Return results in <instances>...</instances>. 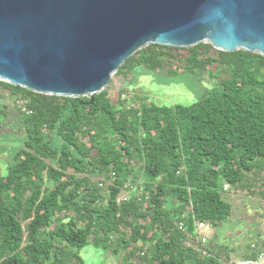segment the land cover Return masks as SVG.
Returning <instances> with one entry per match:
<instances>
[{"label": "trees", "instance_id": "trees-1", "mask_svg": "<svg viewBox=\"0 0 264 264\" xmlns=\"http://www.w3.org/2000/svg\"><path fill=\"white\" fill-rule=\"evenodd\" d=\"M187 49L177 59L172 52L185 49L150 45L115 75L158 71L175 60L195 75L221 68L226 76L191 105L142 98L127 107L121 98L112 102L107 89L90 104L0 81L26 133L0 178V264H86L88 246L121 264H225L222 246L196 243L195 223L228 221L236 195L264 201V56L213 54L209 44ZM123 190L126 202L118 201ZM231 260L226 264H236Z\"/></svg>", "mask_w": 264, "mask_h": 264}, {"label": "water", "instance_id": "water-1", "mask_svg": "<svg viewBox=\"0 0 264 264\" xmlns=\"http://www.w3.org/2000/svg\"><path fill=\"white\" fill-rule=\"evenodd\" d=\"M209 44L264 56V0H0V81L89 98L138 51Z\"/></svg>", "mask_w": 264, "mask_h": 264}, {"label": "rangeland", "instance_id": "rangeland-1", "mask_svg": "<svg viewBox=\"0 0 264 264\" xmlns=\"http://www.w3.org/2000/svg\"><path fill=\"white\" fill-rule=\"evenodd\" d=\"M187 50L174 51L172 54L177 59L181 56L184 59L190 53ZM215 50L211 52L214 54ZM170 67L180 74L173 75L168 72ZM184 67L182 62L176 60L173 65L158 71L135 67L125 75H114L106 89L112 102L117 104L121 98L127 107L137 106L138 100L142 98L147 103L157 105H191L217 85L220 78L226 76L221 68L213 65H209L204 72H198L196 75L189 73ZM13 102L12 94L3 90L0 92V178L7 175L9 167L14 163L15 153L24 146L26 139L19 111L13 106ZM230 202L237 212H234L228 221L216 227L217 239L213 237L214 231L207 234L212 243L222 245L217 254L225 264L228 263L230 249L236 248L239 242L241 251L239 250L238 257L234 259L237 262L248 255L247 248L251 245L257 244L264 248V201L258 195L247 193L232 197ZM81 256L86 264L122 262L120 257L98 251L93 246L86 247ZM261 264H264V260Z\"/></svg>", "mask_w": 264, "mask_h": 264}, {"label": "built area", "instance_id": "built-area-1", "mask_svg": "<svg viewBox=\"0 0 264 264\" xmlns=\"http://www.w3.org/2000/svg\"><path fill=\"white\" fill-rule=\"evenodd\" d=\"M17 105L22 109L23 112L26 114H32V111L29 110L26 106L27 102L23 99H18L16 101ZM99 186L104 188L103 182L99 184ZM126 188H131V185L127 184ZM229 185H225V192L229 190ZM136 192L138 191L137 188L135 189ZM140 194V193H138ZM130 199V192L127 190H123L121 193L118 201L120 202H126ZM180 229L184 230V223H180ZM214 231V227L212 226L211 223L209 222H204V221H197L195 223V235H196V243L200 246L203 247L209 243V238L207 236L208 233ZM251 250L255 251L257 249L256 245L253 244L251 246ZM147 250V248H145ZM146 250L141 251V255L144 256L146 253ZM204 255L211 256V254L207 251H203ZM264 260V250L261 251L260 253L257 254L256 257H249V258H243L236 264H261V262Z\"/></svg>", "mask_w": 264, "mask_h": 264}, {"label": "crops", "instance_id": "crops-1", "mask_svg": "<svg viewBox=\"0 0 264 264\" xmlns=\"http://www.w3.org/2000/svg\"><path fill=\"white\" fill-rule=\"evenodd\" d=\"M234 212H237V210L235 211V209H234V207H233V209H232V214H231L230 217H232V215H233ZM229 219H230V218H229ZM215 229H216V228H214L213 237L217 239V234L215 233V232H216ZM238 241H240V239H238ZM258 243H259V242H258ZM217 245L222 246V245H220V244H217ZM240 245H241V243L239 242V243H238V246H236V248H231V249H230V251H229V255H228V256L232 258L231 261H234V259L238 257V255H239V250L241 251V246H240ZM255 245H256V247H257V249H258V246H259V245H257V244H255ZM251 246H252V245H251ZM251 246L247 248V251H249L248 255L251 253ZM242 251H243V250H242ZM245 255H246V254H245ZM246 257H247V256H245V257H243V258H246ZM243 258H241V259H243ZM226 263H227V262H226ZM234 263H237V260H235Z\"/></svg>", "mask_w": 264, "mask_h": 264}]
</instances>
